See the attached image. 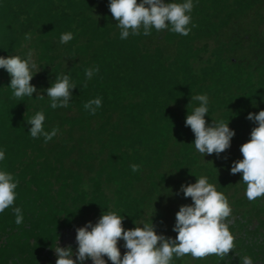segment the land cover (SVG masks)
Returning a JSON list of instances; mask_svg holds the SVG:
<instances>
[{"label":"trees","instance_id":"16d2710c","mask_svg":"<svg viewBox=\"0 0 264 264\" xmlns=\"http://www.w3.org/2000/svg\"><path fill=\"white\" fill-rule=\"evenodd\" d=\"M193 3L188 36L141 29L121 40L109 0H0V56L31 51L40 70L33 98L56 75L77 85L68 107L51 109L46 92L45 99L12 98L11 78L0 69V167L19 182L14 206L0 214V264H56L53 247L75 253L76 229L104 211L124 216L125 229L154 214L157 233L175 238L176 213L192 203L179 190L196 176L228 198L236 250L223 260L188 254L173 264H241L239 255L264 264V199L249 201L242 173L230 171L256 126L248 114L264 110V0ZM65 32L74 39L61 44ZM97 66L88 79L85 70ZM197 94L210 98L209 123L230 120L236 131L219 156L203 158L185 126ZM97 97L102 107L92 115L84 105ZM41 110L46 131L56 130L48 142L28 133L26 119ZM13 207L23 212L20 225Z\"/></svg>","mask_w":264,"mask_h":264},{"label":"clouds","instance_id":"9594fccd","mask_svg":"<svg viewBox=\"0 0 264 264\" xmlns=\"http://www.w3.org/2000/svg\"><path fill=\"white\" fill-rule=\"evenodd\" d=\"M108 7L117 21L115 25L120 29L121 40L140 34L141 29L145 36L152 29L170 30L182 36H188L191 32L193 0H109ZM25 39L30 40L31 35L26 34ZM73 39L72 32H65L60 36V43L67 44ZM37 68L31 51L23 57L0 56V69L5 70L11 78L9 87L12 89V98L21 101L24 97L33 100L45 99L43 93L46 92L51 109L68 107L74 90L77 89L68 74L56 75L51 86L40 90L41 95L33 98L38 89L31 82L40 71ZM98 72V66L88 68L85 76L91 79ZM194 102L197 106L192 107L185 120V126L190 127L195 136L192 144L203 158L212 154L219 156L230 149L236 131L230 128V120L227 123L214 119L211 123L208 122L206 116L210 115V98L207 94L191 96L190 104ZM100 107L102 99L99 97L84 105L85 110L92 115ZM247 119L256 126L250 133V140L240 148L243 159L234 161L230 171L233 175L242 173V181L246 185L245 195L249 201H256L258 198L264 199V110H260L258 114L250 112ZM45 120L46 115L42 110L26 119L31 125L28 133L32 138L42 136L48 142L56 135L55 129L46 131ZM5 159V151L0 148V164ZM131 169L137 172L139 166L133 164ZM196 177L195 183L183 184L179 190L185 198H191L192 203L181 205L176 213V222L172 229L177 233L175 238L157 233L152 219L154 214L148 213L147 218L139 225L134 220L137 226L125 229L124 216L113 211L105 214L104 211L96 223L89 221L76 229L75 253L71 246L53 247L57 256L56 264H86L89 260L92 264H108L109 261L111 264H173L174 258L188 254L194 258L215 255L225 259L230 251L236 250L234 235L226 222L232 208L228 198L209 182L207 176ZM18 184L12 173L0 167V214L14 206ZM174 194L171 191L168 195ZM13 211L15 223L22 224L24 216L21 208L13 207ZM121 240L124 241L123 247L126 249L123 256L118 246ZM239 257L241 264H254L250 256Z\"/></svg>","mask_w":264,"mask_h":264}]
</instances>
